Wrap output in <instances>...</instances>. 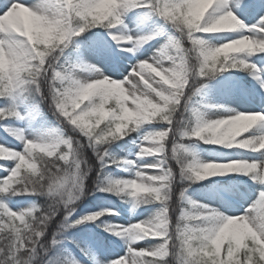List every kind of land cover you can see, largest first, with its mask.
<instances>
[{
    "label": "clouds",
    "instance_id": "obj_1",
    "mask_svg": "<svg viewBox=\"0 0 264 264\" xmlns=\"http://www.w3.org/2000/svg\"><path fill=\"white\" fill-rule=\"evenodd\" d=\"M221 4L226 0H150L147 6L139 0H36L16 4L0 17V99L6 102L0 118L21 116L15 102L23 100L42 110L46 106L55 122L54 131L31 137L23 129H8L21 142L20 150L0 144V161L13 163L0 181V264H50V254L68 231L112 214L104 209L76 216L97 166L94 191L130 197L133 207L159 206L149 219L106 227L130 244L155 240L157 245L129 247L131 255L100 264H264V162H204L173 144L179 135L264 153V134L249 135L258 127L264 130V112L233 110L207 118L191 109L195 123L179 127L183 122L177 115L190 110L205 78L233 69L259 71L249 58L264 54V17L247 25L230 8L219 10ZM138 7L150 8L176 35L122 79L83 57L69 59L68 50L81 47L78 38L97 28L117 46L132 45L128 52L137 41L149 43L154 36L134 37L122 27L125 14ZM224 33L239 35L223 43L207 38ZM157 124L163 127L144 132L136 153L138 160L152 158V163L137 165L112 153L113 144ZM124 165L134 170L132 178L105 172ZM233 174L262 186L239 214L189 195L194 184ZM22 195L35 199L18 211L5 202Z\"/></svg>",
    "mask_w": 264,
    "mask_h": 264
},
{
    "label": "rangeland",
    "instance_id": "obj_2",
    "mask_svg": "<svg viewBox=\"0 0 264 264\" xmlns=\"http://www.w3.org/2000/svg\"><path fill=\"white\" fill-rule=\"evenodd\" d=\"M15 0H0V15H3L7 8ZM25 5H32L36 0H19ZM226 0V6L233 10L238 17L247 25H258L261 17H264V0H251L250 9H241L240 0L232 2ZM124 31L134 37L154 36L149 43L135 48L133 52L125 49L132 45L117 46L113 42L108 32L102 29L96 32L90 45L84 46L76 51L73 60L85 58L88 61L100 66L106 74L117 79H122L129 73L132 67L139 60L148 59L153 53L167 44L171 37L176 35L174 28L160 17L153 13L148 7H138L130 9L124 16ZM239 33L214 34L209 37L213 43H223L225 39L235 38ZM255 63L259 71L253 75L249 72L247 75L243 70H229L220 75L214 82L205 84L200 94L193 98L189 105L190 110L196 109L204 113L207 118H218L234 111L240 112H260L257 107H252L250 103L258 105L264 102V54L252 56L249 58ZM21 112L19 118H10L0 125H8L14 129H23L29 137L33 135L50 133L55 130V122L52 118L46 117L44 111L35 104L27 101L17 100L15 102ZM5 100H0V107H5ZM195 121V118H194ZM163 127V125H146L141 130L139 138L133 142L128 150L127 159L136 160L137 165L152 163V158L138 160L136 153L139 151V145L142 143L144 132ZM264 134V130L259 127L253 129L249 135ZM180 142L179 140L176 143ZM0 144L16 148H22L21 142L14 139L9 132L0 126ZM183 146L190 152H194L197 157L204 161H228L232 159H248L250 161L264 162V153L252 152L244 149H228L222 146L207 145L201 141H193L190 144H175ZM182 149V150H183ZM4 169H11L12 162L0 161ZM114 177L132 178L134 170H128V166L110 170ZM8 171L0 169V179L6 177ZM233 178L231 181L228 179ZM210 180L215 182L204 189L189 191V195L204 205H209L219 209L229 215H236L243 212L244 208L258 198L262 186L254 183L249 177L233 174L223 177H215ZM226 181V182H225ZM98 208L84 207L81 215L90 212L109 209L112 214L106 215L105 221L113 226L127 227L139 221L151 218L158 210V205L142 208L133 207L130 197L124 200L110 199L101 197ZM33 200L31 198L5 200L8 206L18 211L29 206ZM79 212L76 213V216ZM87 246L93 248L90 259L82 257L75 253L72 261L77 264H100V262H112L129 254V247L133 249H151L159 242L155 240H144L137 243L127 242L125 239L117 237L112 241H106L101 235H90L87 239Z\"/></svg>",
    "mask_w": 264,
    "mask_h": 264
},
{
    "label": "trees",
    "instance_id": "obj_3",
    "mask_svg": "<svg viewBox=\"0 0 264 264\" xmlns=\"http://www.w3.org/2000/svg\"><path fill=\"white\" fill-rule=\"evenodd\" d=\"M100 30L101 28H97L90 32L85 33L83 36L78 38V44L82 45L85 43H89L91 40H93L94 36L96 35L95 33L99 32ZM75 49L76 47L73 46L72 48L68 50L69 58L73 56ZM216 76L214 78H216ZM214 78H211L210 80ZM210 80L209 78H205V80L201 81V83H205V81H210ZM196 87H199V84H197ZM194 90L195 88L191 89V91H194ZM43 110L47 117L52 118L51 114L47 112L46 106L43 108ZM177 119L183 122L179 125L180 128H190L192 126V118H191L190 111L184 112L183 115L178 114ZM138 136H139V133H133L131 136L127 137L125 140H122V141H119L113 144L112 149H111L112 153L117 157H123L127 153V150L131 145V140H135L136 138H138ZM88 156L90 158V161L93 164H95L96 160H95V157L92 156L91 152L88 153ZM115 167L116 166L108 167L105 169V172L108 173L109 169L111 168L114 169ZM173 167H176V165L174 164ZM98 170H99V166H97V170L93 171L92 175L88 179V191L90 194L85 199H83V201L79 204L78 211H80L82 206L85 204L91 205V206L98 205L99 198L104 195L113 196L115 198H118L117 196L106 193V192H101L98 190L94 191V182L96 181ZM211 183H212L211 181H203L201 183L194 184L192 188L200 189L201 187L210 185ZM26 197H29L32 200L35 199L34 197L27 196V195L15 196L13 198L23 199ZM148 205H152V204H148ZM105 226L106 224L103 223L102 221H97L95 223L89 222V223L82 224L68 231L66 233L67 239L62 240V242L59 245L55 246L53 252L50 254V264H72L71 258H70L72 253L70 251H67L68 247L73 248L76 252L80 254H83V255L87 254L90 250L87 246L86 239L88 238L90 231H93L96 234L103 236L107 240L113 238V234L107 231Z\"/></svg>",
    "mask_w": 264,
    "mask_h": 264
},
{
    "label": "snow or ice",
    "instance_id": "obj_4",
    "mask_svg": "<svg viewBox=\"0 0 264 264\" xmlns=\"http://www.w3.org/2000/svg\"><path fill=\"white\" fill-rule=\"evenodd\" d=\"M139 3L141 5H144V6H147L149 3H150V0H139ZM16 4H21L19 2V0H15V2H12L10 4V6L7 8V10L4 12L3 15H0V17H3L5 16L6 14H9L13 8L14 5ZM219 7V10L221 11H224V10H228V7L224 4H221L218 6ZM239 7L241 9H250L252 7V4H251V0H240V4H239ZM142 43V41H137V47L139 46V44ZM135 50V48H133V51ZM20 116H17L15 114H9L6 116V118H0V122H3L5 120H8L10 118H19ZM0 126H3L5 131L9 132L8 129H10L11 127H9L8 125H0ZM9 134L11 135V133L9 132ZM0 169H3V170H6L10 173L11 169H4V166H0ZM4 178L0 179V181H2ZM107 227V225L105 226ZM128 255H131V253H129ZM119 260V259H117Z\"/></svg>",
    "mask_w": 264,
    "mask_h": 264
},
{
    "label": "bare ground",
    "instance_id": "obj_5",
    "mask_svg": "<svg viewBox=\"0 0 264 264\" xmlns=\"http://www.w3.org/2000/svg\"><path fill=\"white\" fill-rule=\"evenodd\" d=\"M230 1L235 2L236 0H230ZM237 1H239V0H237ZM232 2H230L231 5H233ZM250 105L252 107H257L260 110V112H264V102H260L258 105H254L253 103H250Z\"/></svg>",
    "mask_w": 264,
    "mask_h": 264
}]
</instances>
